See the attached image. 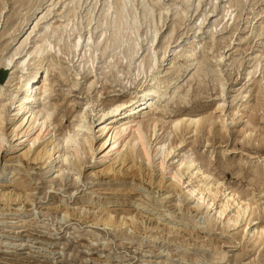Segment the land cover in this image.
<instances>
[{
    "label": "rangeland",
    "instance_id": "1",
    "mask_svg": "<svg viewBox=\"0 0 264 264\" xmlns=\"http://www.w3.org/2000/svg\"><path fill=\"white\" fill-rule=\"evenodd\" d=\"M123 8L134 16L128 37H139L134 60L128 44L123 52L110 44L94 64L63 43L49 48L46 100L55 106L53 125L27 157V126L17 123L12 106L0 115V264H264V244H255L253 235L264 224V0H0V86L6 87L11 75L16 85L14 64L41 40L32 32L35 24H61L69 10L91 12L92 27L106 29L110 39L112 16ZM154 26L157 46L168 48L160 66L163 81L176 87L167 101L151 106L144 120L157 118L159 140H168L176 134L173 120L214 117V134L207 128L195 142L196 133L188 129L175 152V162L184 155L198 159L209 179L225 185L209 209L205 203L198 208L200 201L187 196L188 185L205 178L174 179L177 163L164 164L162 171V155L156 152L151 163L144 162L155 184L128 175L138 169H131L129 160L101 159L97 149L93 161L91 151L99 143L94 135H87L93 150L81 156L80 169L73 165L78 161L73 147L64 164L54 152L50 160H33V150L60 136L91 99L102 107L133 95L144 77L133 76L135 65L149 57ZM191 50L196 59L188 62ZM10 56L11 66L2 63ZM110 166L113 172H102ZM162 174L165 187L159 188ZM172 181L181 190L171 191ZM225 188L247 193L255 202L251 224L245 223L247 214L229 222L235 205L218 214L230 190ZM108 215L130 224L107 226L100 219Z\"/></svg>",
    "mask_w": 264,
    "mask_h": 264
},
{
    "label": "bare ground",
    "instance_id": "2",
    "mask_svg": "<svg viewBox=\"0 0 264 264\" xmlns=\"http://www.w3.org/2000/svg\"><path fill=\"white\" fill-rule=\"evenodd\" d=\"M105 11L108 12V10ZM68 12L70 13L65 14V21L61 24L46 23L42 27H39L38 24L33 26L32 32L34 31L38 34L37 38H41V40H34L27 51L25 46L23 49L25 50L24 58L14 64L12 74L16 70L19 72L16 85H12L11 75L7 78L6 87L0 86V96L3 97L0 103V115L8 110V106H12L15 111L14 115L18 116L17 123L23 127L27 126L23 136H27L26 141L30 144V148L23 152L25 157L28 156L32 146L43 137L44 133L46 131L50 132V128L53 125L52 117L55 106L50 105L46 100L50 90L48 76L51 54L49 53V48L53 46L59 47L63 43L70 53L76 55L80 51V56L84 58V62L89 61L92 64L99 62L100 55L107 50L110 44L120 52H123L128 44V50L131 51L130 60H134V54L138 52L139 37L136 39L128 37L132 27L130 20L134 19V16L127 9H120L112 16V37L110 39L105 38L106 29H99V25L92 27L94 18L91 12H88L85 16L80 15L76 10H69ZM171 12H175V10H171ZM158 35L157 27L154 26L153 35L147 47L149 57L146 60L138 61L135 65L133 76L143 74L144 77L139 81L133 95L127 99L117 100L102 107L97 105V99H91L75 115L71 126L60 136L53 138L39 150L38 147L40 146L33 150L35 153L33 160L42 159L43 157H45L44 161L46 159L50 160L54 153H58L57 158L64 164V162L69 161V150L73 147L74 155L78 158V161L73 163V165L80 169L84 164V161L80 159L81 156L87 155L91 149L93 150V141L87 139V135H94L99 137V143L91 151L92 160L97 149L102 154L101 159L107 157V155H115L123 159V161L129 160L132 162L130 168L137 167L138 169L128 175H131L134 179L138 178L155 184L156 180L152 174L153 172L150 170L148 172L144 171V162L151 163L152 154L156 152L155 156L162 155L161 161L158 163L161 165L162 171L166 170L164 164H168L170 161H174V164L177 163L174 168L172 167L173 171L171 172L174 179H178L180 182L182 180V183H185L183 181L184 175L187 176L185 179H189V182L194 177L205 178V180L201 181L202 184L199 182L200 180H194L193 183L189 184L187 196L196 197L197 201H200L197 207L205 203L209 209L215 205L218 193L222 191V187L225 185L220 186L219 178L213 177L209 179L208 171L203 168L201 161L198 159H192L184 155L175 162V152L176 148H182V143L185 141V132L188 129H190V132L194 131L196 133L195 142L198 141L201 133L207 128L210 133L214 134V117L206 115L177 118L171 122V132L176 134L168 140H159L157 118L144 120L151 110V106L154 103L167 101L173 95L176 87V84L170 83V81L166 83L163 81L160 66L166 57L168 48L157 46ZM25 42L23 41L22 44L27 45L28 43ZM17 53L19 52L16 49L13 54ZM195 59V54L192 50L189 51L187 53V61L192 62ZM13 61L14 59L10 56L5 58L2 63L11 66ZM2 129V118L0 117V131ZM34 129L35 131L30 133ZM148 131H150L149 135L147 134ZM12 135L15 138L18 133L13 130ZM154 141L155 144L152 149ZM167 141L170 142L168 145ZM1 144L2 137L0 136ZM139 160L140 162H138ZM51 162L53 160L47 162V165ZM113 171L114 168L112 166L102 170L105 174ZM163 176L164 174L157 181L159 188L165 187ZM178 181L169 183L171 191L177 192L181 190ZM228 189L230 190L224 193L227 201L221 204L218 214L222 216L228 208L235 205L234 208H237V210L229 218V222L237 223L240 216L247 214L245 223L251 224L255 220L257 211L255 202L249 198L247 193H243L244 195L238 194L234 188H225L223 191L226 192ZM133 190L135 189L133 188ZM100 221L107 226L130 224L128 219L121 218L117 220L116 217L111 215L101 218ZM255 229L256 231L253 234L255 244L260 247L264 244V224L255 227Z\"/></svg>",
    "mask_w": 264,
    "mask_h": 264
}]
</instances>
